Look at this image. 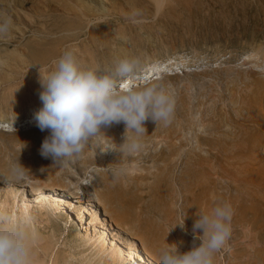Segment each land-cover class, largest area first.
Here are the masks:
<instances>
[{
  "label": "rangeland",
  "instance_id": "obj_1",
  "mask_svg": "<svg viewBox=\"0 0 264 264\" xmlns=\"http://www.w3.org/2000/svg\"><path fill=\"white\" fill-rule=\"evenodd\" d=\"M69 1L0 0V22L12 26L0 32V212L30 220L34 264H138L133 243L159 264L162 247L183 254L202 243L195 214L217 203L234 215L213 264H264V0H168L160 11L153 0H104L82 13ZM66 50L98 74L123 59L138 61L137 74L169 67L128 90L163 88L175 100L171 123L145 122L134 153H119L123 122L102 127L80 157L54 165L41 155L50 132L34 119L40 70ZM18 163L21 179L9 172ZM101 217L117 240L100 232Z\"/></svg>",
  "mask_w": 264,
  "mask_h": 264
},
{
  "label": "clouds",
  "instance_id": "obj_2",
  "mask_svg": "<svg viewBox=\"0 0 264 264\" xmlns=\"http://www.w3.org/2000/svg\"><path fill=\"white\" fill-rule=\"evenodd\" d=\"M8 26L9 21H4L0 32L7 31ZM53 65L47 74L40 70L43 108L36 113L35 120L41 131L50 132L42 144L41 155L51 158L54 165L65 166L80 157L85 146L100 135L102 127L123 122L126 138L119 145V153H134L142 147L140 137L147 133L145 122L151 120L157 127L171 123L175 100L163 88L150 85L140 90L118 89V80L136 77V60L123 59L110 74H98L83 69L73 52L66 50ZM129 130L134 137L127 135ZM25 170L18 163L9 172L13 178L21 179ZM123 171L114 170L113 181ZM195 215L193 233L202 243L183 254L177 247H162L159 264H213L215 253L231 238L233 209L228 203H217L211 211L198 210ZM29 226L28 218L17 220L7 212H0V264H34L35 237ZM177 227L185 228V222Z\"/></svg>",
  "mask_w": 264,
  "mask_h": 264
},
{
  "label": "bare ground",
  "instance_id": "obj_3",
  "mask_svg": "<svg viewBox=\"0 0 264 264\" xmlns=\"http://www.w3.org/2000/svg\"><path fill=\"white\" fill-rule=\"evenodd\" d=\"M69 1V0H68ZM79 1V5L78 6H75V7H77V9L80 11L79 13H82V11H83V9H84V7H87L88 8V11H89V9H91V8H89V6H91V7H96L97 9H101V7L104 5V0H78ZM110 3H112V4H115L116 5V3L117 4H120V3H118L117 1L118 0H108ZM122 1H124V0H122ZM153 1H155V3H156V5H157V11H160L161 10V8L163 7V5L165 4V2H167L168 0H153ZM70 2V1H69ZM72 4V3H71ZM106 4V3H105ZM122 4V3H121ZM115 5H113V6H115ZM71 6H73V5H71ZM108 6V5H107ZM106 7V6H105ZM110 7V6H109ZM108 7V8H109ZM73 8V7H72ZM2 9H3V7H2ZM76 10V9H75ZM85 10V9H84ZM98 11V10H97ZM90 12V11H89ZM93 12V11H92ZM102 12H105V11H103L102 10ZM8 13H10V12H8ZM100 14V13H99ZM81 15V14H80ZM84 15V14H83ZM3 18V17H2ZM85 19V18H84ZM90 19V18H89ZM89 19H87V21H89ZM86 21V22H87ZM135 21H136V19H135ZM84 22V21H83ZM85 22V23H86ZM90 22V24H91V21H89ZM2 22H0V24H1ZM9 23H10V21H9ZM93 23V22H92ZM89 25V24H88ZM87 25V26H88ZM91 25H93V24H91ZM11 28H12V26L11 25H9L8 26V30L7 31H12L11 30ZM123 41H122V43H125L127 40L124 38V39H122ZM121 42V41H120ZM120 48H122V47H120ZM119 51L122 53V54H125L124 52H125V49H119ZM23 53V52H22ZM120 53V54H121ZM120 56V55H119ZM17 62V61H16ZM168 63V62H167ZM173 65H175V64H173ZM172 65V66H173ZM172 66H170L171 68H172ZM165 67L166 66H163V65H161V66H156V67H150V68H148L146 71H144V72H140V73H138L137 75H136V77L135 78H133V79H127V80H122L123 82L122 83H120L119 84V86H118V89H120V91H127L128 89H129V87H130V85L133 83V82H144V80L146 79L147 80V78H149V77H151V80L153 79V78H155V77H157V76H159V74L160 73H163V72H166L167 73V75L168 74H170V68L169 67H167V69H165ZM174 67V66H173ZM178 72V71H177ZM176 73V72H175ZM161 75V74H160ZM118 82V81H117ZM121 87V88H120ZM42 109V107H36V112L38 113V111H40ZM35 120V119H34ZM33 122H35V121H33ZM3 125H4V127H6L5 126V123H3ZM109 198V197H108ZM63 200H66L67 201V204L66 203H62V202H59L58 203V205L59 206H62V205H64V206H69L70 205V203H69V201L65 198V197H63ZM27 206V205H26ZM72 206V205H71ZM21 208L23 209V211H24V213H26V211H27V207H25V203L24 204H22V206H21ZM87 209H89V205L87 206ZM91 209V208H90ZM93 211V210H92ZM124 214V213H123ZM123 214H119V216L121 215V217H119V220H122L123 219ZM126 214V213H125ZM78 215V214H77ZM81 214L80 215H78V218L80 219L81 218ZM125 216V215H124ZM101 231L100 232H102L103 234H106L107 232H108V234L109 233H111L112 234V236H113V238H114V241L115 240H117V237H118V232H117V230H116V228H115V223L114 222H111L110 220H109V218L108 217H106V218H103V217H101ZM87 230V229H86ZM109 236H111V235H109ZM119 237H120V235H119ZM118 237V238H119ZM100 238L101 239H103L101 236H100ZM132 246H130L129 247V251H128V255H130V256H132L133 258H134V260L136 261V262H138V264H157L156 262H155V260L150 256V254H149V252H147L146 250H144L142 247H141V249L138 247V245L136 244V243H133V244H131ZM131 257V258H132ZM135 264H137V263H135Z\"/></svg>",
  "mask_w": 264,
  "mask_h": 264
}]
</instances>
